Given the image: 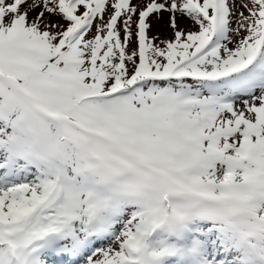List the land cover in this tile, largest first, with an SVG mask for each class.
Segmentation results:
<instances>
[{
  "label": "snow or ice",
  "instance_id": "1",
  "mask_svg": "<svg viewBox=\"0 0 264 264\" xmlns=\"http://www.w3.org/2000/svg\"><path fill=\"white\" fill-rule=\"evenodd\" d=\"M0 264H264V0H0Z\"/></svg>",
  "mask_w": 264,
  "mask_h": 264
}]
</instances>
